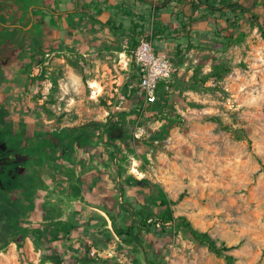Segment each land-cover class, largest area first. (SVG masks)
I'll return each instance as SVG.
<instances>
[{"label":"rangeland","instance_id":"1","mask_svg":"<svg viewBox=\"0 0 264 264\" xmlns=\"http://www.w3.org/2000/svg\"><path fill=\"white\" fill-rule=\"evenodd\" d=\"M183 1L165 48L172 91L145 108L125 56L111 52L121 43L92 38L90 17L43 35L40 25L32 32L40 40L24 43L30 53L4 75L14 124L86 134L113 187L98 211L59 222L2 204L0 264H230L190 237L180 217L230 248L232 264H264V0ZM160 9L131 17L156 51ZM120 14L110 23H129V12ZM160 201L175 219L167 227L157 222Z\"/></svg>","mask_w":264,"mask_h":264},{"label":"crops","instance_id":"2","mask_svg":"<svg viewBox=\"0 0 264 264\" xmlns=\"http://www.w3.org/2000/svg\"><path fill=\"white\" fill-rule=\"evenodd\" d=\"M29 1L33 2V5L37 4L36 0ZM43 2L49 8L50 26L61 23L66 25L67 19L70 18H73L74 23L79 25L86 20L87 16L93 21L91 23L92 38L97 42L105 38L110 40L109 36L113 34L116 38L115 41L121 43V47L112 49L111 52L118 53L121 58L125 56L123 61L125 67L128 66L133 73L134 64L130 59L132 50L135 48L134 43L145 37L147 29L145 25L143 27L144 23L141 24L131 17L143 18L144 12H147L151 5L161 6L159 15L161 29L157 33L159 35L156 40L159 49L156 52L165 56V48L169 47L172 30L176 27L172 15L180 5V0H43ZM183 2L185 5H191L193 0H184ZM123 9L129 12L127 15L130 19L129 23H110L111 17L114 14L117 15V18L120 17V12ZM101 23H107L113 32L110 31L109 26L103 28ZM27 44L26 42V48ZM19 47L23 48L20 42L13 48ZM129 48H132L130 55L128 54ZM5 79L6 77H2L0 80V106H10L9 110L12 113L14 105L12 102L9 103L11 99L8 95L10 83ZM40 133L36 131L35 138L40 136ZM85 135H81L84 137L81 139L80 147L66 145L68 142L66 133L62 135L64 140L54 134L48 136L51 145L47 147L43 162L44 168L41 169L38 182L32 191L35 204L31 212L32 215L54 217L55 222L64 221L66 217L70 216L79 218L81 211H87V214H91L94 210L98 211L99 199L111 195L110 190L113 187V182L110 175L106 172L102 173L105 170L103 163L97 167L98 154L100 153L97 152L91 141L88 144L85 143L84 138H88ZM105 157H103V161L106 159ZM92 159L95 160L92 161ZM40 210L41 214H36ZM55 211L56 214H54Z\"/></svg>","mask_w":264,"mask_h":264},{"label":"flooded vegetation","instance_id":"3","mask_svg":"<svg viewBox=\"0 0 264 264\" xmlns=\"http://www.w3.org/2000/svg\"><path fill=\"white\" fill-rule=\"evenodd\" d=\"M0 2V80H2L5 74L16 70L19 59H24L26 56L27 51L24 52V47L20 48V46L17 49L13 47L18 42L34 44L35 41L40 40L36 37L38 35L32 33L35 28L42 25L43 35L45 30L50 32V24L49 8L44 5L43 0H36V5L29 0H0ZM27 53L29 54L30 51ZM10 108V106H0V206L9 202L12 209L16 208L18 212L31 214L35 206L32 191L38 182L41 169L44 168L47 147L51 145L48 136L58 135L64 140L63 133L42 130L37 131L41 133L35 138L34 129H22L18 124H14L13 121L17 120L15 115L18 113H11ZM81 139V134L75 133L68 138L66 145L80 147ZM90 141L92 138L85 143L88 144ZM2 211L0 209V219L3 218ZM16 221L19 222L18 225H11L20 227V221ZM37 236V240L42 242L43 239ZM0 241L2 242L1 238Z\"/></svg>","mask_w":264,"mask_h":264},{"label":"built area","instance_id":"4","mask_svg":"<svg viewBox=\"0 0 264 264\" xmlns=\"http://www.w3.org/2000/svg\"><path fill=\"white\" fill-rule=\"evenodd\" d=\"M130 60L134 64L137 89L143 95V108L156 104L161 95L172 91L174 65L167 56L156 52L149 38L140 41ZM138 132L142 134L143 129L138 128Z\"/></svg>","mask_w":264,"mask_h":264},{"label":"trees","instance_id":"5","mask_svg":"<svg viewBox=\"0 0 264 264\" xmlns=\"http://www.w3.org/2000/svg\"><path fill=\"white\" fill-rule=\"evenodd\" d=\"M237 6V5H235ZM232 8V7H231ZM225 16H227V20L229 21V14L226 12L224 13ZM260 31L262 32V36L264 37V25L260 24ZM137 93V92H136ZM136 93H134L132 98H136ZM138 94V93H137ZM162 96V95H161ZM160 96V97H161ZM159 97V99H160ZM159 102V100H158ZM157 102V103H158ZM156 103V104H157ZM155 105V104H154ZM157 116V115H155ZM160 208H165L167 206L166 201H160ZM175 219L173 218L172 212L170 211L169 207H166L164 214L158 219V223L161 224L163 227L169 226L171 222H173ZM178 220L181 222L182 226L184 227L185 231L187 234L190 235L195 241H198L200 243L205 244L215 255L218 257H223L226 261H228L230 264L235 262V258L233 255L229 254L228 252L231 250L230 248L226 247L225 245L219 246L217 244V241L214 240L208 233L201 232L197 230L196 228L193 227V225L185 218V217H180ZM156 223L150 224L146 227V230L152 232L154 228L156 227ZM134 229L130 228L129 231L126 233L128 236H133V233H128V232H133ZM125 233L121 232L119 235H124ZM150 260V257H148V261ZM81 264H99L93 259H87V258H82L80 259Z\"/></svg>","mask_w":264,"mask_h":264},{"label":"water","instance_id":"6","mask_svg":"<svg viewBox=\"0 0 264 264\" xmlns=\"http://www.w3.org/2000/svg\"><path fill=\"white\" fill-rule=\"evenodd\" d=\"M3 243L0 241V247H2Z\"/></svg>","mask_w":264,"mask_h":264}]
</instances>
